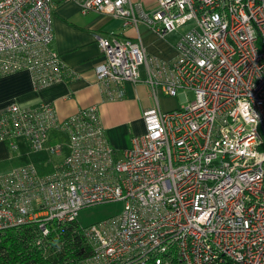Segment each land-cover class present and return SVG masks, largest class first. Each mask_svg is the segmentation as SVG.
Wrapping results in <instances>:
<instances>
[{"label":"built area","instance_id":"1","mask_svg":"<svg viewBox=\"0 0 264 264\" xmlns=\"http://www.w3.org/2000/svg\"><path fill=\"white\" fill-rule=\"evenodd\" d=\"M60 1L160 39L184 29L170 62L148 58L139 40L93 35L105 101L142 82L155 101L156 91L181 92L183 104L143 111L144 132L120 156L96 106L64 120L50 105L0 108V143L13 152L23 143L48 167L0 174V233L32 227L29 245L46 259L82 209L121 202L119 216L77 222L89 253L74 264H264V0H155L149 11L131 0ZM54 2L0 0V78L25 72L44 88L76 77L52 48Z\"/></svg>","mask_w":264,"mask_h":264},{"label":"crops","instance_id":"2","mask_svg":"<svg viewBox=\"0 0 264 264\" xmlns=\"http://www.w3.org/2000/svg\"><path fill=\"white\" fill-rule=\"evenodd\" d=\"M131 2L141 4L145 11L155 7V0ZM51 15L52 48L64 66L72 70L76 77L65 78L44 88L34 87L29 74L25 72L0 78V108L11 103L21 107L50 105L55 109L59 119L64 120L75 115L80 109L96 106L107 141L120 156L130 146L131 139L144 132L141 119L143 111L159 109L165 113L171 110L165 111L162 107L167 96L156 91L155 101L152 91L142 82L137 85L125 84L122 99L105 101L95 75V68L103 63L104 58L93 35L106 36L115 33L131 40H139L148 58L154 57L170 62L175 57V44L182 32L167 34L160 39L142 24L137 29L123 28L120 20L110 16L94 12L81 14L76 4L68 1L55 0ZM140 75L143 80L145 77L143 67L140 68ZM26 153L24 144L20 143L18 155L24 158V163L32 161L39 169H48L43 164L45 160L43 156L27 157ZM8 154L5 144L0 143V174L20 165L13 166L12 162L8 164L10 161Z\"/></svg>","mask_w":264,"mask_h":264},{"label":"trees","instance_id":"3","mask_svg":"<svg viewBox=\"0 0 264 264\" xmlns=\"http://www.w3.org/2000/svg\"><path fill=\"white\" fill-rule=\"evenodd\" d=\"M33 231L32 227H22L0 233V264H55L56 258L61 259V264H74L76 256L84 257L89 253V247L78 233L77 222L61 225L57 230L58 238L51 237L52 248L46 259L29 245Z\"/></svg>","mask_w":264,"mask_h":264},{"label":"rangeland","instance_id":"4","mask_svg":"<svg viewBox=\"0 0 264 264\" xmlns=\"http://www.w3.org/2000/svg\"><path fill=\"white\" fill-rule=\"evenodd\" d=\"M184 29H180L179 32H183ZM178 32V31H177ZM182 93L179 92L176 97H166L163 100L162 107L165 109V111H169L175 108L180 107L183 102L180 100V95ZM185 95L187 97V101L191 102L194 99V94L191 91H186ZM7 147V145H5ZM8 157L10 158V161L8 164H11L14 166L21 165L24 163L23 157H19L18 152L11 151L8 147ZM40 157L39 155H35L34 158ZM44 157V156H43ZM42 157V158H43ZM41 158V157H40ZM123 210V204L121 202H115V203H107V204H100L95 207L91 208H85L82 209L77 217V222L81 227H88L92 224H98L101 222H104L110 218L119 216Z\"/></svg>","mask_w":264,"mask_h":264}]
</instances>
